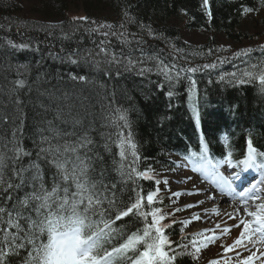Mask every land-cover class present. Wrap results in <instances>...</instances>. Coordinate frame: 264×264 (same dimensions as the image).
Wrapping results in <instances>:
<instances>
[{
  "label": "trees",
  "instance_id": "16d2710c",
  "mask_svg": "<svg viewBox=\"0 0 264 264\" xmlns=\"http://www.w3.org/2000/svg\"><path fill=\"white\" fill-rule=\"evenodd\" d=\"M209 8L208 16L202 0H0V25L3 26L0 27V41L10 38L21 43L32 38L29 49L0 54V115L12 112L17 125L19 119L25 118L24 143L31 149L35 128L41 121L53 119L57 105L65 110L70 108L83 119L85 126L90 127V135L100 146L98 150L103 157L98 171L100 167L106 169L113 182L120 179L113 164L114 159L120 161L116 146L121 138L118 134L127 138L130 131L139 159L133 163L125 145L129 152L124 161L125 171L135 167L137 172L156 171V174H149L150 180L133 174L136 184L129 182L121 196L123 200L135 197L131 191L133 187L146 197L149 190H154L160 168H169L174 155L185 158L189 150L199 152L200 135L205 137L209 158L213 161L222 160L230 151L232 162L237 164L243 158L249 138L258 153L264 152V94L258 81L239 84L218 80L221 73L248 68L246 61L256 64L264 59V7L261 0H210ZM244 8L254 11L245 12ZM83 17L87 19H81ZM103 24L112 25L115 31H126L128 39L133 41L131 47L144 49L143 57L140 51H135L134 57H157L178 67L215 61L217 68L186 74L196 81V87L191 88V81L183 76L169 84L155 72L145 76L125 73L119 77L113 73L110 78L88 64H61L45 59L37 66L40 54L32 51L36 47L43 52L50 47L56 52L61 47L78 48L85 55L86 50L92 49L95 55L98 49L94 41L103 37L92 29ZM121 24L124 28H120ZM50 25L57 27L50 29ZM37 26L44 30L36 31ZM48 31H53L54 35L48 36ZM186 32L202 36V42L187 41ZM131 33H136V37ZM64 34H71L72 39L63 40ZM219 39L228 46L219 44ZM135 40H142L143 44L137 45ZM110 46L112 51L123 48L115 37L110 38ZM123 50L127 52L126 48ZM241 50H247V55L237 57L235 53ZM156 62L147 59L142 66L152 67ZM41 71L49 75L37 80ZM69 72L86 75L92 83L56 79L57 74L66 77ZM17 79L26 80V86L19 92L24 101L19 108L14 105L15 95L10 91ZM51 89L57 90L59 100L41 95ZM168 91H173V97L167 96ZM193 107L201 113L199 131L191 118ZM118 108L127 111L130 128L123 127L119 120L110 122L109 117L117 116ZM5 127L9 128L10 135L11 125ZM106 140L111 144V153L103 149ZM257 158L264 162V157L257 155ZM143 203L145 211H151L153 206H148L145 200ZM139 226L142 228L143 224ZM164 233L169 240L164 251L169 256H178L173 264H202L192 248V238L184 234L179 222H172Z\"/></svg>",
  "mask_w": 264,
  "mask_h": 264
},
{
  "label": "snow or ice",
  "instance_id": "6c2138e0",
  "mask_svg": "<svg viewBox=\"0 0 264 264\" xmlns=\"http://www.w3.org/2000/svg\"><path fill=\"white\" fill-rule=\"evenodd\" d=\"M210 0H202V6L207 9ZM264 7V0H261ZM245 12H252V8H244ZM86 20V17L81 18ZM0 27H3L0 25ZM57 26L50 25L49 28ZM109 31H101V29ZM109 24L99 25L92 29L99 33L103 39L94 41L98 51L93 55V50L88 49L87 55L76 49L66 50L60 48L59 52L51 47L47 52L40 48H32L34 53L40 54V60L36 61L37 66L43 60L52 59L61 64H88L97 71H103L106 76L112 77L113 73L117 77L125 73H135L138 76H145L155 72L164 80L171 84L174 80L184 79L191 81V88L196 87V81L191 75L205 70H215V61L204 63L197 66H177L158 60L157 57H134L135 51H140L144 56V49H134L131 47L133 41L128 39L125 32L112 30ZM120 28H124L121 24ZM36 31H43L42 27L37 26ZM75 30H73L74 32ZM24 35V33H18ZM48 36H53V31L47 32ZM133 38L136 33H131ZM123 45L120 51H112L110 38ZM63 40H71V34H64ZM32 38L27 42L15 43L12 39L6 38L0 41L2 53L19 52L31 47ZM37 44L41 43L36 41ZM137 45L143 44L142 40H135ZM127 49L125 52L123 49ZM237 57L247 55V50L235 53ZM147 59L157 62L152 67L142 66ZM225 61H221L223 63ZM248 68L237 72L221 73L218 75L220 82L229 83L235 81L239 84L249 82L259 83V88L264 94V59L253 64L246 61ZM27 69H25V73ZM49 75L43 71L37 76ZM209 77L211 72L208 73ZM56 79L63 82L92 83L86 75L73 74L69 72L67 76L56 75ZM209 82H212L211 79ZM10 90L14 95L13 101L16 108H19L24 101L20 98L19 92L26 86L25 79H17L13 82ZM56 89L46 90L41 95H46L50 100H59ZM173 91H168L167 96L173 97ZM67 98V93L64 94ZM191 98V96L189 97ZM41 107H44L41 105ZM48 109L45 108V111ZM15 109H13V112ZM53 119H44L40 126L35 128L32 138V148L29 149L24 143L23 133L25 129V118L19 119L17 125L12 112L5 111L0 115V264H173L177 260V254L169 256L164 251V246L169 240L164 233V228L170 225H163L164 220L159 208L145 211V197L141 195L136 187L131 191L135 197L129 196L127 200L121 199L129 182L136 184L135 177H143L150 180L147 171L137 172L135 167L131 171H125L124 161L130 150V155L135 160L137 156V144L131 138L129 131L127 138L118 134L121 138L117 143L119 148L120 161L113 160L116 165L115 171L119 173L120 179L113 182L103 167V157L98 148L100 147L90 135V127L85 126L83 119L78 114H73L72 110L57 105L54 109ZM117 116L109 117L110 122L116 123L117 120L123 122V127H129L127 111L116 109ZM195 121L197 131L201 127V113L195 107L192 108V117ZM5 125H11L9 128ZM119 126V125H118ZM246 159L239 161L246 168L252 167L257 155L264 157V152H257L253 141L249 138L246 141ZM103 149L111 153V144L106 140ZM232 152L223 155L222 160L213 162L209 158V145L205 142V137H199V152L189 150L186 160H191L192 170L199 171L204 176L211 178L212 184L219 188L221 193H233L232 179L235 177L227 176L220 171V165L226 164L228 168L232 166ZM34 157V158H33ZM27 160V163H25ZM264 168V164L260 165ZM192 180V177H185ZM160 183L159 180L156 181ZM167 183V181H165ZM259 183L264 184V175ZM257 186L245 188L240 192L242 211L247 216L253 217L252 221L239 219L237 213H226L229 219L237 220L233 225L241 228L239 238L234 241L232 247L226 248V252L233 251V248L243 245L247 250V244L243 242L249 237L250 233L258 234L251 243L257 242L264 244V201L255 205L256 210L250 211L247 201L261 199L256 195ZM251 192V196H246ZM180 196V192L174 193ZM156 196L155 191L149 190L146 194L147 205L151 206ZM209 201L214 202L216 197L205 193ZM195 205H187L193 207ZM151 216L150 222L148 217ZM127 218V219H125ZM199 219V217H196ZM117 222H120L119 224ZM143 224L141 228L139 225ZM185 225L189 221L183 222ZM258 225L252 228L251 224ZM131 225V227H129ZM133 228L135 230H133ZM220 229V225H216ZM216 229H205L195 235L203 236L206 232H214ZM223 233L230 232V228L220 229ZM46 236V240L44 239ZM215 235L207 237L203 241H192L195 252H200L198 243L207 244L215 241ZM180 248V245H177ZM187 249V245L183 246ZM194 255V253H193ZM242 253L237 251L236 257L239 264H252L255 253L240 260ZM209 264H217L212 260Z\"/></svg>",
  "mask_w": 264,
  "mask_h": 264
},
{
  "label": "rangeland",
  "instance_id": "374dc122",
  "mask_svg": "<svg viewBox=\"0 0 264 264\" xmlns=\"http://www.w3.org/2000/svg\"><path fill=\"white\" fill-rule=\"evenodd\" d=\"M248 16L247 18H250ZM186 40L195 44H199L202 42V36L197 33H185ZM219 44H223V46H228L223 40L219 39ZM222 46V47H223ZM220 171L225 175H229L230 170L226 165H220ZM160 174V183L157 184L156 196L154 200L159 196H164V190L167 189L169 192L166 194L169 196L168 203L170 211L173 216L177 219H180L181 222L179 224L183 227H188L191 221L194 219L196 215L199 217V221H197L191 230L195 233L201 232L205 229H216V225H220V229L225 227L230 228V232L223 233L219 232L220 229H216L214 232H206L204 235L209 234V236L215 235L217 239L215 241L207 244L206 247L200 252H196L198 254V258L200 261L210 262L212 260H216L217 264H239V261L236 257V252L239 251L242 253L240 260L246 259L248 255L255 253L252 264H264V247L262 244L257 242L252 244L251 241L256 239L258 234L250 233L249 237L243 242L247 244V250L243 247V245L233 248V251L226 252L225 249L232 247L234 245V241L239 238V233L242 230L241 228L233 227L238 221L229 219L226 213H237L239 219H246L252 221L254 218L247 216L243 213L241 206V202L238 204L236 201H231L229 203H223L219 200L214 202L209 201L205 193L208 195H213L214 192L210 186L211 178L204 176L199 171L194 172L192 170V166L182 163L179 167H176L174 170H164L159 171ZM235 174V175H234ZM239 173L230 174V176L235 177ZM185 177H192V180H186ZM205 177L209 182H205ZM262 179V176L259 180H255L253 184L259 183ZM235 181H239V179H235ZM167 181V183H165ZM260 187L264 189V184L259 183ZM251 188V185L248 187ZM234 190L237 191L235 187ZM180 192V196H175L174 193ZM214 193V194H213ZM249 194V193H247ZM246 194V195H247ZM256 195H258L256 193ZM261 198V196H260ZM264 200V199H263ZM250 202V201H248ZM252 203H254L252 201ZM187 205H195L193 207H186ZM225 208L223 211L222 209ZM189 209V210H188ZM250 211H255L256 209H249ZM189 221V224L185 225L184 221ZM252 228H256L258 226L255 223L251 224ZM221 248L225 251L223 254L219 255Z\"/></svg>",
  "mask_w": 264,
  "mask_h": 264
},
{
  "label": "bare ground",
  "instance_id": "6f19581e",
  "mask_svg": "<svg viewBox=\"0 0 264 264\" xmlns=\"http://www.w3.org/2000/svg\"><path fill=\"white\" fill-rule=\"evenodd\" d=\"M260 193H261V194H264V190H262ZM217 196H218V198H216V200H222V201H224V202H226V203H229V202L232 201L228 196H224V197H220L219 195H217ZM219 197H220V198H219ZM262 199H263V198H262ZM262 201H264V200H261L259 203H261ZM259 203H258V204H259ZM241 208H243V206H241ZM253 208H255V205H254V206H250V209H253ZM222 210L224 211L225 208H223Z\"/></svg>",
  "mask_w": 264,
  "mask_h": 264
},
{
  "label": "water",
  "instance_id": "95a60500",
  "mask_svg": "<svg viewBox=\"0 0 264 264\" xmlns=\"http://www.w3.org/2000/svg\"><path fill=\"white\" fill-rule=\"evenodd\" d=\"M206 10H207L208 14H210V13H209V7H207V9H206Z\"/></svg>",
  "mask_w": 264,
  "mask_h": 264
}]
</instances>
